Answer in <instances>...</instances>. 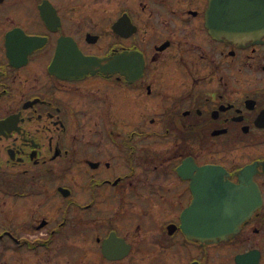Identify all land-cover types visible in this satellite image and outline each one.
<instances>
[{
	"label": "flooded vegetation",
	"instance_id": "af4514ba",
	"mask_svg": "<svg viewBox=\"0 0 264 264\" xmlns=\"http://www.w3.org/2000/svg\"><path fill=\"white\" fill-rule=\"evenodd\" d=\"M210 4L0 0V264H264V0Z\"/></svg>",
	"mask_w": 264,
	"mask_h": 264
},
{
	"label": "water",
	"instance_id": "95a60500",
	"mask_svg": "<svg viewBox=\"0 0 264 264\" xmlns=\"http://www.w3.org/2000/svg\"><path fill=\"white\" fill-rule=\"evenodd\" d=\"M215 1L220 0H211V4L208 10V22L210 23V15H213V7ZM222 16V13H221ZM216 23L220 25L219 28H212L213 33L218 36H225L231 32V29L223 27L227 25V20L220 17L217 18ZM234 33H237L236 30H232ZM236 31V32H235ZM220 198L219 196L216 198ZM193 210V207L190 208ZM238 213L233 210L232 207L222 205L219 202L213 203L210 207L201 206L200 211V221L195 223L189 222L187 226V231H189L190 236L196 239L205 240H219L224 239L228 235L234 234L241 222L234 220V217Z\"/></svg>",
	"mask_w": 264,
	"mask_h": 264
}]
</instances>
